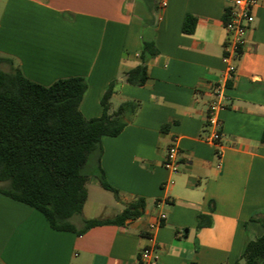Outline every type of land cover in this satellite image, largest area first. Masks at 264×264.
I'll return each instance as SVG.
<instances>
[{
  "label": "crops",
  "instance_id": "crops-1",
  "mask_svg": "<svg viewBox=\"0 0 264 264\" xmlns=\"http://www.w3.org/2000/svg\"><path fill=\"white\" fill-rule=\"evenodd\" d=\"M231 3L0 0V56L10 59L1 69L19 67L44 85L84 77L79 110L86 118L101 114L100 97L113 79V108L114 99L139 102L118 134L100 140L99 166L117 196L101 187L94 167L71 222L80 229L85 219L111 218L125 203L145 200L142 214L121 225L74 232L51 228L41 212L0 193V264H138L145 246L155 248L157 264H233L263 233L257 218L264 208V0H256L226 78L223 24ZM186 15L195 18L190 32L182 31ZM144 41L157 52L143 60ZM142 61L145 83L125 82L123 73ZM220 82L225 98L213 143L206 139L207 107ZM171 143L178 146L176 170L164 165Z\"/></svg>",
  "mask_w": 264,
  "mask_h": 264
},
{
  "label": "trees",
  "instance_id": "trees-1",
  "mask_svg": "<svg viewBox=\"0 0 264 264\" xmlns=\"http://www.w3.org/2000/svg\"><path fill=\"white\" fill-rule=\"evenodd\" d=\"M194 25L195 18L186 15L182 31L190 32ZM156 52L152 42L144 41L140 56L144 60L145 54ZM2 62L10 59L0 56ZM147 79L143 61L123 73V80L131 85H143ZM117 81L111 80L100 97L101 114L86 118L79 110L87 88L84 77H60L44 85L24 76L19 67L0 68V193L32 206L56 230L84 232L93 225H121L140 216L143 197L125 203L111 218L85 219L80 229L70 220L81 213L87 197L85 184L93 172L101 187L117 196L118 190L99 166L100 140L103 135L118 134L139 107L133 99L111 106ZM90 158L96 171L86 170ZM257 220L263 233L246 242L233 264H264V208Z\"/></svg>",
  "mask_w": 264,
  "mask_h": 264
},
{
  "label": "built area",
  "instance_id": "built-area-1",
  "mask_svg": "<svg viewBox=\"0 0 264 264\" xmlns=\"http://www.w3.org/2000/svg\"><path fill=\"white\" fill-rule=\"evenodd\" d=\"M165 3L162 2V5ZM256 0H232L227 11V19L223 27L227 34L224 43L223 60L230 61L238 57L240 46L245 42L247 32L249 31L253 20V7ZM234 65L229 62L226 68V78L234 71ZM225 84L216 83L213 87L212 99L207 107V123L212 127V131L206 137L207 140L217 143L220 138L219 122L216 112L223 106ZM164 165L172 170H176L178 165V146L171 143L166 151ZM165 217L164 213L159 214V220ZM152 225H150V228ZM157 252L153 246L143 247L137 255L138 264H157Z\"/></svg>",
  "mask_w": 264,
  "mask_h": 264
},
{
  "label": "rangeland",
  "instance_id": "rangeland-1",
  "mask_svg": "<svg viewBox=\"0 0 264 264\" xmlns=\"http://www.w3.org/2000/svg\"><path fill=\"white\" fill-rule=\"evenodd\" d=\"M112 102H113V105H117L118 100L114 99ZM94 167H95L94 159H93V158H90V159L88 160V162H87L86 170L93 169ZM89 189H91V190H95V187H94L92 184H90V185H89ZM99 190H101V191L103 190V191H104V189H101L100 187H99ZM103 191H102V192H103ZM105 192H106V190H105ZM78 218H79V214H76V215H73V216H72V219H73L74 221H77Z\"/></svg>",
  "mask_w": 264,
  "mask_h": 264
}]
</instances>
